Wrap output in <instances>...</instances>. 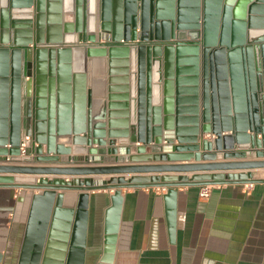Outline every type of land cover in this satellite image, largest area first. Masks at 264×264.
<instances>
[{
    "label": "water",
    "instance_id": "95a60500",
    "mask_svg": "<svg viewBox=\"0 0 264 264\" xmlns=\"http://www.w3.org/2000/svg\"><path fill=\"white\" fill-rule=\"evenodd\" d=\"M102 33L130 46L99 44ZM218 156L264 158V0H0V162L36 164L0 174L64 178L0 177V188L45 191L33 198L45 226L32 264H85L90 192H114L97 263L113 264L122 190L173 200L179 187L262 182L252 171L264 169L97 164ZM202 171L250 173L95 178ZM56 191L82 192L76 212Z\"/></svg>",
    "mask_w": 264,
    "mask_h": 264
},
{
    "label": "crops",
    "instance_id": "0c3cea01",
    "mask_svg": "<svg viewBox=\"0 0 264 264\" xmlns=\"http://www.w3.org/2000/svg\"><path fill=\"white\" fill-rule=\"evenodd\" d=\"M190 66L191 64L187 67ZM121 155L119 153V156ZM107 157L111 159L110 157L114 156ZM93 159L98 160L99 156ZM244 161H264V158L224 160L218 156L215 161L197 162L192 159L97 165L155 166ZM0 165L36 166L16 162H0ZM219 173L242 176L250 172H165L105 175L95 178L105 181L118 177L192 178L195 175ZM252 173L262 182L212 186L211 195L207 200L200 198L201 187L198 186L175 188L176 195L173 200L168 198V189L163 188L122 190L113 264H264V169L254 170ZM0 177L64 180L62 177L18 174H0ZM90 177L85 176L84 179ZM36 193L43 194L45 191L0 188V264L33 263L37 236L45 226L44 221L42 222L45 208L42 205H34L33 198ZM61 193L66 194L62 209L76 212L78 195L82 192L56 191L57 195ZM89 194L88 220L84 236L85 264H97L104 252L106 212L111 207V196L114 192L102 190ZM50 223L51 221L45 227L47 235L50 233Z\"/></svg>",
    "mask_w": 264,
    "mask_h": 264
},
{
    "label": "built area",
    "instance_id": "2783aa9c",
    "mask_svg": "<svg viewBox=\"0 0 264 264\" xmlns=\"http://www.w3.org/2000/svg\"><path fill=\"white\" fill-rule=\"evenodd\" d=\"M137 42H140V40L138 39ZM98 43L99 44H107L108 46H111V45H122V44H126L128 42H125L124 40H121L119 42H115V41H113L110 34L102 33L100 38H99ZM21 151H22V153H24V151H25V145L24 144L21 145ZM6 163H13V162H9V160H8ZM88 165H90V164L89 163L88 164H84V163L83 164H77V166H88ZM60 166H69V165H61L60 164ZM70 166H75V165L73 164ZM211 192H212V186H202L199 196L202 200H207V199H209Z\"/></svg>",
    "mask_w": 264,
    "mask_h": 264
},
{
    "label": "flooded vegetation",
    "instance_id": "af4514ba",
    "mask_svg": "<svg viewBox=\"0 0 264 264\" xmlns=\"http://www.w3.org/2000/svg\"><path fill=\"white\" fill-rule=\"evenodd\" d=\"M138 32H140V31H138ZM140 43H142V42H140ZM126 45H129V46H130V44H129V43L122 44V45H120V46H126ZM131 45H133V44H131ZM134 45H136V44H134ZM116 46H117V45H116Z\"/></svg>",
    "mask_w": 264,
    "mask_h": 264
}]
</instances>
